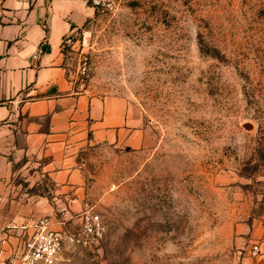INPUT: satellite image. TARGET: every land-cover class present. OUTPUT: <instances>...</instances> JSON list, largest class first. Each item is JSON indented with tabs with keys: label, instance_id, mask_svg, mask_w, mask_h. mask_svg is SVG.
<instances>
[{
	"label": "rangeland",
	"instance_id": "obj_1",
	"mask_svg": "<svg viewBox=\"0 0 264 264\" xmlns=\"http://www.w3.org/2000/svg\"><path fill=\"white\" fill-rule=\"evenodd\" d=\"M95 9L64 38L73 74L134 102L151 144L82 152L103 233L71 216L56 264H243L238 226L264 209V0Z\"/></svg>",
	"mask_w": 264,
	"mask_h": 264
},
{
	"label": "crops",
	"instance_id": "obj_2",
	"mask_svg": "<svg viewBox=\"0 0 264 264\" xmlns=\"http://www.w3.org/2000/svg\"><path fill=\"white\" fill-rule=\"evenodd\" d=\"M95 13L91 0H0V264L17 251L23 226L47 215L69 222L90 208L84 150L151 144L134 102L98 95L73 74L64 38ZM236 243L243 264H264L261 220L240 224Z\"/></svg>",
	"mask_w": 264,
	"mask_h": 264
},
{
	"label": "built area",
	"instance_id": "obj_3",
	"mask_svg": "<svg viewBox=\"0 0 264 264\" xmlns=\"http://www.w3.org/2000/svg\"><path fill=\"white\" fill-rule=\"evenodd\" d=\"M109 0H91L93 6L99 7ZM82 86L85 84L82 81ZM81 216V233L88 240L102 236L103 223L98 214L88 208ZM264 225V209L261 216ZM61 223V229L56 224ZM67 222H57L52 215L44 216L31 226H23L24 231L20 234L17 251L8 258V264H56L59 255L65 246ZM31 229L30 232L27 231ZM260 251L259 245H254L251 254L257 255Z\"/></svg>",
	"mask_w": 264,
	"mask_h": 264
}]
</instances>
